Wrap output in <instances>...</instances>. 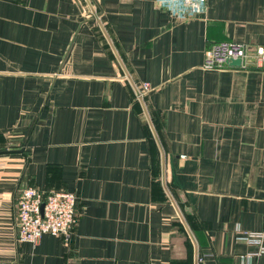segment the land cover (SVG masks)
Wrapping results in <instances>:
<instances>
[{
	"label": "crops",
	"instance_id": "1",
	"mask_svg": "<svg viewBox=\"0 0 264 264\" xmlns=\"http://www.w3.org/2000/svg\"><path fill=\"white\" fill-rule=\"evenodd\" d=\"M222 40L246 58L202 68ZM257 47L264 0L184 19L158 0H0V264H264L237 238L264 230ZM24 184L76 195L68 242H16Z\"/></svg>",
	"mask_w": 264,
	"mask_h": 264
},
{
	"label": "built area",
	"instance_id": "2",
	"mask_svg": "<svg viewBox=\"0 0 264 264\" xmlns=\"http://www.w3.org/2000/svg\"><path fill=\"white\" fill-rule=\"evenodd\" d=\"M161 7L168 9L178 19L189 18L203 12L205 0H158ZM256 57L264 61V49L256 48ZM245 45L233 41H217L205 51L202 68L219 69L231 59L246 58ZM143 82L137 90L141 97L148 91ZM9 146L18 147L19 140H9ZM76 195L65 190H52L47 193L21 185L15 197V240L17 243H35L42 234L60 236L68 242L76 220ZM247 244L257 246L253 255L264 253V230L242 231L237 237ZM208 255V254H205ZM199 259V258H198Z\"/></svg>",
	"mask_w": 264,
	"mask_h": 264
},
{
	"label": "water",
	"instance_id": "3",
	"mask_svg": "<svg viewBox=\"0 0 264 264\" xmlns=\"http://www.w3.org/2000/svg\"><path fill=\"white\" fill-rule=\"evenodd\" d=\"M228 63L230 64V65H235V66H238L239 64H240V60L239 59H233V60H229L228 61ZM19 151H21L20 149L19 150H11L10 152H13V153H15V152H19Z\"/></svg>",
	"mask_w": 264,
	"mask_h": 264
}]
</instances>
